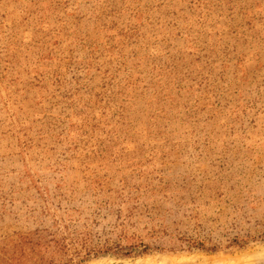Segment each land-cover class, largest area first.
<instances>
[{"label":"rangeland","instance_id":"rangeland-1","mask_svg":"<svg viewBox=\"0 0 264 264\" xmlns=\"http://www.w3.org/2000/svg\"><path fill=\"white\" fill-rule=\"evenodd\" d=\"M37 231L264 264V0H0V241Z\"/></svg>","mask_w":264,"mask_h":264},{"label":"trees","instance_id":"trees-1","mask_svg":"<svg viewBox=\"0 0 264 264\" xmlns=\"http://www.w3.org/2000/svg\"><path fill=\"white\" fill-rule=\"evenodd\" d=\"M51 236L47 231H37L6 237L0 241V264H80L98 253L87 245L76 247Z\"/></svg>","mask_w":264,"mask_h":264}]
</instances>
